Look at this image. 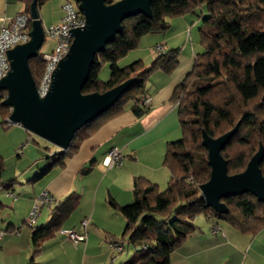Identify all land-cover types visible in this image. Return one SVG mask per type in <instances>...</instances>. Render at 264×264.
I'll return each instance as SVG.
<instances>
[{
    "label": "trees",
    "instance_id": "obj_1",
    "mask_svg": "<svg viewBox=\"0 0 264 264\" xmlns=\"http://www.w3.org/2000/svg\"><path fill=\"white\" fill-rule=\"evenodd\" d=\"M47 1L37 0L39 15ZM18 2L24 5V13L30 14L33 0ZM115 2L107 0L106 4ZM151 9L152 18L139 14L123 22L122 34L96 56L82 92L104 93L132 77L135 83L112 108L76 134L68 151L50 157L56 161L54 164L63 166L61 162L77 151L84 138L121 114L131 101L136 104V116H144L150 110L140 105L147 80L157 71L172 74L180 53L168 51L149 67L141 60L120 67L119 60L136 50L144 36L166 32L170 20L206 10L199 29L204 52L196 57L192 72L174 93L173 99L179 103L182 137L166 148L164 166L170 174L167 188L161 192L149 180L136 178L132 204L119 207L110 202L127 221L122 238L125 248L138 247L124 264H170V254L194 232V221L200 214L246 235H256L264 227V203L258 202L253 194L222 199L228 213L218 214L205 206L199 190L211 175L208 153L202 145L203 131L217 138L240 122L238 133L222 152L230 175L244 172L260 145L264 147V0H152ZM107 64L110 80L103 83L99 76ZM29 66L34 80L39 83L45 70L43 55L31 59ZM6 94L0 91V110L10 116V109L2 105ZM84 131L86 134L81 136ZM236 145L244 146V150L226 153ZM3 170L4 159L0 156V187L3 186ZM261 170L264 175V161ZM74 204L68 198L47 225L32 227L35 255L40 253L42 241L59 229ZM144 245L148 249H141Z\"/></svg>",
    "mask_w": 264,
    "mask_h": 264
},
{
    "label": "crops",
    "instance_id": "obj_2",
    "mask_svg": "<svg viewBox=\"0 0 264 264\" xmlns=\"http://www.w3.org/2000/svg\"><path fill=\"white\" fill-rule=\"evenodd\" d=\"M55 5L53 0H48L40 8L44 27L63 20V5L61 12L55 11ZM24 9L18 0H0V17L13 18L23 13ZM197 12L170 20L166 32L146 35L140 41L139 46L145 47V51L142 55L137 53L133 59L134 62L141 60L145 67L168 51L178 50L180 53L178 66L172 74L157 71L147 80L143 96L152 97L150 110L144 116L137 117L135 102H129L121 114L84 138L77 151L61 162L63 166L54 164V158L50 159L62 152L59 148L55 150L51 147L45 148L49 150L45 158L39 154L38 158H30L31 161H9L7 153L13 151L16 154L21 147L31 157L29 144L33 134L20 125L7 128L9 115L0 110V156L4 159L3 186L0 187V232H4L0 238V264L109 263L114 253L112 241L123 238L127 225L124 216L110 202L119 207L132 204L136 178L149 180L161 187L170 177L164 166L166 148L169 143L182 137L179 103L173 99L174 93L192 72L196 57L204 52L196 30L199 31L202 17L207 12L205 9L198 15ZM55 13L60 14L56 19ZM130 53L119 60V65L130 58ZM115 147L120 149L122 161L108 167L105 160ZM19 157H25V154ZM44 191L52 195L55 201L50 208L42 209L35 228L47 225L56 209L63 206L68 198L75 204L60 222L59 229L42 241L40 253L35 255L34 230L26 221L35 199ZM10 192L16 197L9 196ZM84 219L89 220L85 242L73 243L61 234L62 230L82 233L81 223ZM206 220L195 226L194 232L180 248L170 254V264L264 262V227L250 238L251 235L242 234L224 222L221 224L207 217ZM216 223L221 230L213 233L212 227ZM131 247L135 252L138 249L137 246ZM245 250L249 253L253 250L252 255L249 257ZM125 253L126 248L121 255ZM120 256L116 264H124Z\"/></svg>",
    "mask_w": 264,
    "mask_h": 264
},
{
    "label": "water",
    "instance_id": "obj_3",
    "mask_svg": "<svg viewBox=\"0 0 264 264\" xmlns=\"http://www.w3.org/2000/svg\"><path fill=\"white\" fill-rule=\"evenodd\" d=\"M86 25L72 30L73 41L66 56L58 63L49 92L40 97L29 62L37 58L46 40L38 13L37 0L30 7L31 31L27 43L7 52L8 74L0 80V91H6L2 105L10 109L9 119L29 133L49 142L62 152L68 151L76 134L112 108L135 83L134 77L104 93L84 94L96 56L122 34L123 22L143 14L152 18V0H74ZM240 122L225 134L212 138L203 131L202 145L208 153L211 175L199 186L207 208L227 214L222 199L253 194L264 203V147L250 159L244 172L230 175L228 161L222 152L238 133Z\"/></svg>",
    "mask_w": 264,
    "mask_h": 264
},
{
    "label": "built area",
    "instance_id": "obj_4",
    "mask_svg": "<svg viewBox=\"0 0 264 264\" xmlns=\"http://www.w3.org/2000/svg\"><path fill=\"white\" fill-rule=\"evenodd\" d=\"M64 17L61 23L44 27L45 38H49L56 43V47L51 54L43 55L45 61V70L39 81L36 83L37 91L40 97H44L50 90L52 84V76L56 70L58 63L66 56L73 41L72 30L84 28L86 21L81 14L78 4L74 0H67L63 5ZM31 16L27 13H19L13 18L0 17V80H2L10 70V62L7 52L17 45L27 43L30 39L31 31ZM140 105L144 108L152 106V97L142 96L140 98ZM17 126L9 118L6 120V127L11 128ZM122 161V154L119 148H113L105 160L108 167L120 164ZM9 196L16 197L14 193H8ZM55 199L47 191L41 193L33 204V208L27 218L26 224L29 227H34L41 211L44 207L50 208ZM89 227V220L84 219L81 223L82 233L74 230H62L63 234L68 240L73 243L85 242L87 239V230ZM220 227L215 225L212 228L213 233H218ZM4 232H0V238ZM112 248L114 250L113 256L108 264H116L118 257L125 250V242L122 239L112 241ZM141 249H148L144 245Z\"/></svg>",
    "mask_w": 264,
    "mask_h": 264
},
{
    "label": "rangeland",
    "instance_id": "obj_5",
    "mask_svg": "<svg viewBox=\"0 0 264 264\" xmlns=\"http://www.w3.org/2000/svg\"><path fill=\"white\" fill-rule=\"evenodd\" d=\"M53 1L56 3L55 8H54L55 11L56 12H58V11L61 12V8L60 7L63 5L64 0H53ZM115 1H119V0H115ZM200 11L201 10H199L197 12V15H198V13H200ZM55 14H56L55 15V19L58 16H60L59 13H55ZM2 15H4V14L2 13ZM196 31L199 33L198 29ZM55 47H56L55 41H53V40H51L49 38H46V40L44 42V45L40 49V54H42V55L51 54L54 51ZM144 51H145V47H140L139 46L136 50H134V51H132V53H130V56H129L130 58H128V60H126L124 62H121L119 66L125 67V66L129 65L130 63L134 62L135 59H133V58H135V56L138 55L137 53H141V55H142V52H144ZM110 75H111L110 65L107 64V65H105L102 68L99 78H100L101 82L107 83L110 80ZM9 112H11V111L9 110ZM84 133L86 134V131L82 132L80 135L82 136ZM31 141L32 142H30V144H29L30 145V149H32L31 150L32 151L31 152V157L29 156L28 151H26L23 147H21V150L19 152H17L16 154H14L13 151L8 152L7 155H6L7 159L9 161H31L30 158L31 159L38 158L39 154L43 158L47 157L48 156L47 155V151L45 150L46 147H49V148L51 147L52 149L59 150L57 147L53 146L49 142H47V141H45V140H43V139H41V138H39V137H37L35 135L31 136ZM242 150H244V146L236 145L233 148L228 149L226 151V153L227 154H229V153L233 154L235 152L237 153V152H240ZM23 154H25V157H19V155H23ZM43 161H45V159ZM168 180H169V176H168V179L165 181V183H163L164 185H161V187L159 186L161 188V190H162L161 192L166 190ZM204 222H207L206 216L204 214H200L195 219L194 225L197 226L200 223H204ZM221 224H222V222H221ZM254 236L255 235H251L250 238H253ZM131 248L132 247H130V246L128 248H126V252L127 253H125L124 255L120 256V257H122L121 260L124 261L123 263L128 262L134 256L135 251H133V249H131ZM245 253H248L249 254L248 256L250 257L252 255V253H253V250L250 251V253L248 252V250H245ZM245 253H243V254H245ZM259 264H264V262H262L260 260Z\"/></svg>",
    "mask_w": 264,
    "mask_h": 264
}]
</instances>
